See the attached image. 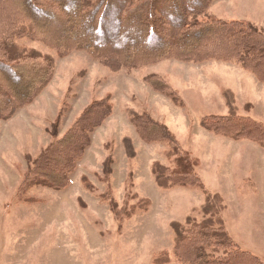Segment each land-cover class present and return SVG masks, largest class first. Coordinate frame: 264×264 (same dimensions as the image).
<instances>
[{"label":"rangeland","instance_id":"obj_1","mask_svg":"<svg viewBox=\"0 0 264 264\" xmlns=\"http://www.w3.org/2000/svg\"><path fill=\"white\" fill-rule=\"evenodd\" d=\"M237 6L211 0L206 19L235 18L264 32V0H238ZM25 21L21 8L0 5V39L18 50L10 63L23 56L21 71L38 74L20 86L40 73L47 78L31 102L8 119L0 116V264H183L173 254L172 226L185 229L187 221L223 231L248 255L243 260L264 264V144L201 125L230 114L264 124V83L219 59L170 57L130 67L111 66L83 49L60 54L44 34L46 24L33 19L35 31H27ZM101 101L111 113L66 185L27 179L53 139ZM135 117L155 121L174 137L191 159L195 187L159 186L153 170L161 175L162 166L174 167L168 144L142 140ZM160 182L166 183L165 174Z\"/></svg>","mask_w":264,"mask_h":264},{"label":"trees","instance_id":"obj_2","mask_svg":"<svg viewBox=\"0 0 264 264\" xmlns=\"http://www.w3.org/2000/svg\"><path fill=\"white\" fill-rule=\"evenodd\" d=\"M210 1L0 0V5L21 8L27 20L23 23L28 25L27 31H35L33 19L46 24L48 30L44 34L60 54L71 48L83 49L111 66L130 67L170 57L193 62L219 59L233 61L252 73L257 81L264 83V32L246 21L206 19ZM0 41V116L3 114V119H8L17 107L32 101L45 86L47 78L40 73L26 87L20 86L23 81L38 74L31 70L27 73L21 71L22 67L18 64L24 62L23 56L18 55L14 59L17 64L10 63V53H18L16 45L12 43L9 46L7 38ZM2 83L14 85L20 90L19 93L15 95L8 87L2 91ZM6 92L11 97L8 94L5 97ZM110 113L107 101L94 103L61 137L55 133L53 141L33 162V174L28 177L31 172L28 173L27 179L36 185L64 187L67 174L90 145L92 133ZM133 123L142 140L168 144L171 154L166 156L172 157L174 167L162 166L161 175L153 170L159 186L195 187L198 181L191 159L185 152H180L174 137L149 118L135 117ZM201 125L216 134L233 133L232 138H246L264 144V124L247 116H210ZM163 174L166 175V183L162 184L160 179ZM191 179L195 180L187 181ZM185 226V229L180 228L179 224L172 226L175 234L173 254L179 255V262L252 264V259H242L243 255H248L235 249L223 231L219 233V229L210 224L190 225L189 221ZM217 246L222 251L219 252ZM218 253L220 256H215Z\"/></svg>","mask_w":264,"mask_h":264},{"label":"crops","instance_id":"obj_3","mask_svg":"<svg viewBox=\"0 0 264 264\" xmlns=\"http://www.w3.org/2000/svg\"><path fill=\"white\" fill-rule=\"evenodd\" d=\"M228 1V3H229V5L231 6V4L232 5H234L235 6V8L237 9L238 8V6H237V1L238 0H227ZM220 5V4H219ZM219 5H215V7H214V9H216V8H218L217 6H219ZM221 6H222V4H221ZM226 7H228L227 5H226ZM211 8H213V7H211ZM227 9H229V7L227 8ZM216 10H220V9H216ZM226 15H229V13H225ZM232 15H234V13L232 14ZM218 19H222V18H218ZM235 19V18H234ZM233 18H224V20H234ZM250 20V19H249ZM225 90H232L231 88H229V87H224L223 88V91H225Z\"/></svg>","mask_w":264,"mask_h":264}]
</instances>
